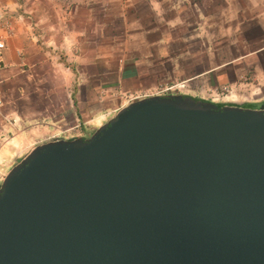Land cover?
I'll use <instances>...</instances> for the list:
<instances>
[{"label":"water","instance_id":"1","mask_svg":"<svg viewBox=\"0 0 264 264\" xmlns=\"http://www.w3.org/2000/svg\"><path fill=\"white\" fill-rule=\"evenodd\" d=\"M0 264H264V107L131 101L0 184Z\"/></svg>","mask_w":264,"mask_h":264},{"label":"crops","instance_id":"2","mask_svg":"<svg viewBox=\"0 0 264 264\" xmlns=\"http://www.w3.org/2000/svg\"><path fill=\"white\" fill-rule=\"evenodd\" d=\"M245 1L248 3L243 6L245 9L237 6V0L8 1L5 7L10 13L19 9L17 17L21 24L39 28L33 32L23 27L16 30L19 45L13 37L2 42L0 74L9 67L14 69L16 51L26 54L22 59L26 68L32 66L29 50L35 48L34 40L40 50H45L50 40L65 41L62 48L66 49L69 43L78 41V50L66 67L69 75L63 76L59 85L61 89L71 90L69 103L57 116L50 119L43 116L42 132L55 126L79 124L85 137H89L99 126L93 127L91 123L103 113L126 106L134 101L132 96L158 84L169 85L181 80L188 82L190 95L205 93L204 87L213 93L231 88L251 99L244 103L247 107L257 108L264 103V44L249 48L251 41H246L245 36L243 49L232 54L230 43L228 47H220L218 43L213 48L212 59L207 60L203 57V48L195 55L187 43L191 32L195 36L190 38H202L204 28L197 26L205 23V18L219 27V9L225 6L233 8L226 15H244L241 23L252 28L259 26L263 35L264 0H259L261 7L255 14L251 10L245 12L257 1ZM205 7L211 12H205ZM14 20L17 18L11 16L10 21ZM235 43L233 40L232 44ZM2 93L3 89L0 106L8 101ZM2 118L13 119L11 126L16 129L24 122L18 115L14 118L13 112H5ZM30 135L36 136V132L31 130Z\"/></svg>","mask_w":264,"mask_h":264},{"label":"rangeland","instance_id":"3","mask_svg":"<svg viewBox=\"0 0 264 264\" xmlns=\"http://www.w3.org/2000/svg\"><path fill=\"white\" fill-rule=\"evenodd\" d=\"M8 1L10 2L12 0H0V13L2 15L0 37L3 43L13 37L14 43L19 45L20 39L15 34L16 30L23 27L33 32L39 26L21 24L17 17V11L19 9L17 8L16 12L10 13L8 7H5ZM255 1L257 2L255 4L253 2L252 8H246L245 13H249L251 10L252 14H255L260 10L261 3L259 0ZM244 5H248L247 1L237 0V6L243 9ZM207 10L205 7V12ZM209 10L211 12V9ZM228 11L232 13L233 8L227 9V6H225L219 9L220 13L218 18L221 21L219 27L215 24L212 25L213 23L206 22V18L205 23L198 24L197 27L202 26L204 28L202 38H190L195 36L194 32H191L187 43L193 54H199L201 48H203V57L207 60L212 59L213 48L215 46L218 47V43L220 47H228V43H230V51L232 54H237L243 49L244 44L242 38L245 36L247 38L246 41H251L249 48L264 44V34L261 35L259 26L252 28L247 24H243L241 21L244 15L242 17L237 14L233 17L231 14L226 15ZM11 16H14L17 20L11 22ZM233 40L237 42L234 45L232 44ZM35 41H33L35 48L29 50V60L32 62V66L26 68L25 61L22 60L26 54L24 51L20 53L16 51V59L13 64L15 65L14 69L9 67L8 71H2L0 74V94L3 89L4 95L2 93V96L3 98L7 97L8 100L7 105L0 106V117L5 112H13L14 118L18 115V119L24 121L21 128L16 129L12 127L13 125L11 126V121L14 122L13 119L11 121L5 118L0 119V184L8 170L38 143L35 139L42 132L43 116L47 117V119L55 117L69 103L67 100H69L71 90L65 87L61 89L59 85H61V79L64 80L63 76L67 77L69 75L66 67L71 63L70 59L78 50V41L74 40V44L69 43L70 47L66 49L62 48V43L66 44L65 41L50 40L47 42L48 46L45 50L36 48L37 43ZM4 45L3 48H5ZM26 69H28V72ZM26 75H29V78L26 79ZM204 89L206 90L205 93L193 94L192 97L211 101V97L216 93H213L206 87ZM103 123L100 118H97L91 125L96 127ZM6 124L9 127H5ZM95 129H93V132ZM31 130L36 132V136L31 137ZM11 147L16 149H9Z\"/></svg>","mask_w":264,"mask_h":264},{"label":"built area","instance_id":"4","mask_svg":"<svg viewBox=\"0 0 264 264\" xmlns=\"http://www.w3.org/2000/svg\"><path fill=\"white\" fill-rule=\"evenodd\" d=\"M1 19H2V15L0 13V20ZM1 47H2V38L0 37V65L2 64ZM188 88H189V84L186 80L177 81L169 85L158 84L153 88L143 91L139 95L132 96V99L137 100L154 95H159V96H167V95H175V94L190 95ZM232 93L233 96H228L231 95ZM211 101L213 103H223V104H244L251 102V99L245 95H239L236 92H234L231 88H228L212 96ZM0 102H1V94H0ZM117 111L118 109H114L111 112H105L101 116H99V118L102 122H106L108 119L113 117ZM85 136L86 135L83 129L80 128L79 124L73 126H67V127L55 126L46 132H41L40 135L36 137L35 141L41 143V142L54 141L59 139L71 140L75 138H84Z\"/></svg>","mask_w":264,"mask_h":264},{"label":"flooded vegetation","instance_id":"5","mask_svg":"<svg viewBox=\"0 0 264 264\" xmlns=\"http://www.w3.org/2000/svg\"><path fill=\"white\" fill-rule=\"evenodd\" d=\"M241 106L247 107V104H242ZM260 106L264 107V103H260L257 108H259ZM84 138H88V137H84Z\"/></svg>","mask_w":264,"mask_h":264},{"label":"trees","instance_id":"6","mask_svg":"<svg viewBox=\"0 0 264 264\" xmlns=\"http://www.w3.org/2000/svg\"><path fill=\"white\" fill-rule=\"evenodd\" d=\"M193 98H195V97H193ZM195 99H200V98H195ZM200 100H204V99H200ZM205 101V100H204ZM208 101V100H207ZM218 107H221V106H223L224 104L223 103H215Z\"/></svg>","mask_w":264,"mask_h":264},{"label":"bare ground","instance_id":"7","mask_svg":"<svg viewBox=\"0 0 264 264\" xmlns=\"http://www.w3.org/2000/svg\"><path fill=\"white\" fill-rule=\"evenodd\" d=\"M228 96H233V93L231 95H228Z\"/></svg>","mask_w":264,"mask_h":264}]
</instances>
